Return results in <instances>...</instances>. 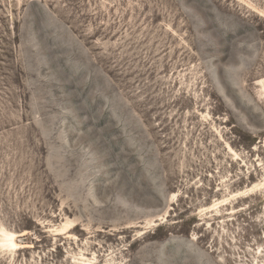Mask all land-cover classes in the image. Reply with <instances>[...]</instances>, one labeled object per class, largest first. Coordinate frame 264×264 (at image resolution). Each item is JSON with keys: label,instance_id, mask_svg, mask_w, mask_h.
Returning a JSON list of instances; mask_svg holds the SVG:
<instances>
[{"label": "rangeland", "instance_id": "rangeland-1", "mask_svg": "<svg viewBox=\"0 0 264 264\" xmlns=\"http://www.w3.org/2000/svg\"><path fill=\"white\" fill-rule=\"evenodd\" d=\"M0 264H264V0H0Z\"/></svg>", "mask_w": 264, "mask_h": 264}, {"label": "bare ground", "instance_id": "bare-ground-1", "mask_svg": "<svg viewBox=\"0 0 264 264\" xmlns=\"http://www.w3.org/2000/svg\"><path fill=\"white\" fill-rule=\"evenodd\" d=\"M7 237H8V236H7ZM7 241H8V242H6V243H7V245H8L9 247H11V248H16V247H17V244H15V242H14V238H13V236H9Z\"/></svg>", "mask_w": 264, "mask_h": 264}]
</instances>
